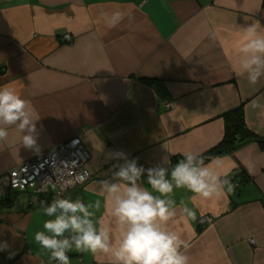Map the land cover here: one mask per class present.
Masks as SVG:
<instances>
[{
  "label": "crops",
  "instance_id": "0c3cea01",
  "mask_svg": "<svg viewBox=\"0 0 264 264\" xmlns=\"http://www.w3.org/2000/svg\"><path fill=\"white\" fill-rule=\"evenodd\" d=\"M117 11L123 19L107 27ZM254 20L264 24V0H0V86L15 84L43 125L39 152L9 129L0 175L79 136L92 179L67 195L100 200L97 217L110 221L101 194L108 151L145 166L166 152L176 153L173 164L184 152L204 155L221 144L225 115L237 108L251 135L264 140V112L250 106L264 102V80L238 77L231 51L238 29ZM250 139L242 135L217 155L236 164V187L205 211L219 214L204 229L197 211L186 233L189 264H264V146ZM190 195L176 191L178 216ZM43 200L51 201L42 196L35 205L24 192L0 202V239L11 245L0 264H49L34 242L47 219L38 211ZM70 256L72 264H97L90 254Z\"/></svg>",
  "mask_w": 264,
  "mask_h": 264
},
{
  "label": "clouds",
  "instance_id": "9594fccd",
  "mask_svg": "<svg viewBox=\"0 0 264 264\" xmlns=\"http://www.w3.org/2000/svg\"><path fill=\"white\" fill-rule=\"evenodd\" d=\"M122 19L117 11L106 16L105 23L111 28ZM231 51L237 58L236 75L246 77L251 85L260 84L264 80V24L254 20L239 28ZM250 106L264 112L260 98ZM40 119L15 84L0 86V142L7 140L10 128H15L21 145L39 152ZM175 155L166 152L145 166L139 157L123 150L107 152L108 175L101 181V194L110 221L97 217L100 200L85 203L61 195L71 181L42 184V191L50 189L55 196L50 202H40L38 211L47 219L35 232L34 242L48 255L49 264H72V252L90 254L97 264H189L186 253L190 237L186 233L191 222L198 210L205 214L234 192L236 164L222 156L206 160L200 152H184L173 164ZM177 190L191 194L187 202H180L179 216ZM212 214L219 212L213 210ZM10 248L8 240L0 239V252Z\"/></svg>",
  "mask_w": 264,
  "mask_h": 264
},
{
  "label": "built area",
  "instance_id": "2783aa9c",
  "mask_svg": "<svg viewBox=\"0 0 264 264\" xmlns=\"http://www.w3.org/2000/svg\"><path fill=\"white\" fill-rule=\"evenodd\" d=\"M64 41H71V36L66 34L63 36ZM89 153L85 149L79 136H75L70 140L59 143L47 153L39 154L25 162L15 166L13 169L0 175V202L8 199L13 193L29 192L31 194L32 203L39 202L43 196L48 200H52L55 196L50 189L41 190V185L48 183L50 180L58 185L66 184L71 181L64 193L80 188L87 184L92 173L88 168ZM83 176V181L80 177ZM37 203V202H36ZM35 204V203H33ZM208 217V216H207ZM211 218L199 219V224L206 225L211 222Z\"/></svg>",
  "mask_w": 264,
  "mask_h": 264
},
{
  "label": "trees",
  "instance_id": "16d2710c",
  "mask_svg": "<svg viewBox=\"0 0 264 264\" xmlns=\"http://www.w3.org/2000/svg\"><path fill=\"white\" fill-rule=\"evenodd\" d=\"M225 118V137L219 146L203 155L206 160L235 148L238 143L243 142L242 135H245L247 138L251 137L252 139L249 141H258L264 146V140L259 139L253 134L251 135V132L247 129L240 108L230 111L225 115Z\"/></svg>",
  "mask_w": 264,
  "mask_h": 264
},
{
  "label": "rangeland",
  "instance_id": "374dc122",
  "mask_svg": "<svg viewBox=\"0 0 264 264\" xmlns=\"http://www.w3.org/2000/svg\"><path fill=\"white\" fill-rule=\"evenodd\" d=\"M62 143H63V142H62ZM57 145H58V144H57ZM83 145H84V144H83ZM55 146H56V145H55ZM55 146H53V147H55ZM53 147H52V148H53ZM84 147H85V146H84ZM52 148H51V149H52ZM85 149H86V148H85ZM86 150H87V149H86ZM48 151H49V150H48ZM48 151H46L45 153H47ZM13 168H14V167H13ZM13 168H12V169H13ZM10 170H11V169H10ZM5 173H6V172H5ZM91 179H92V178H91ZM90 181H91V180H90ZM90 181H89V182H90ZM85 185H86V184H85ZM85 185H83V186H85ZM70 192H71V191H70ZM70 192H68L67 194H69ZM67 194H66V195H67ZM39 200H40V199H39ZM36 202H37V203H36ZM33 203H35V205H37L39 202H38V201H35V202H33ZM201 216H203L204 218H205V217H206V218L209 217V218H211L210 220H212V221L214 220V216H213V215H210V214H209V215L204 214V215H201ZM201 216H200V217H201ZM207 216H208V217H207ZM200 217H199V219H200ZM199 219H198V221H197V224H198V227H199L200 229H204L207 225H209V224L212 223V221H211V222L209 221V222H207L208 224H206V225H202V224L200 225V224L198 223V222H199ZM251 240L255 242V240H254L253 238H252ZM249 242H250V239H249Z\"/></svg>",
  "mask_w": 264,
  "mask_h": 264
},
{
  "label": "bare ground",
  "instance_id": "6f19581e",
  "mask_svg": "<svg viewBox=\"0 0 264 264\" xmlns=\"http://www.w3.org/2000/svg\"><path fill=\"white\" fill-rule=\"evenodd\" d=\"M251 242H253L252 240H250Z\"/></svg>",
  "mask_w": 264,
  "mask_h": 264
}]
</instances>
